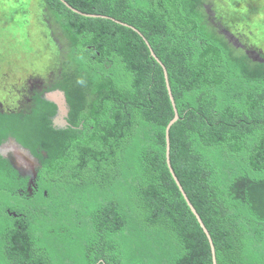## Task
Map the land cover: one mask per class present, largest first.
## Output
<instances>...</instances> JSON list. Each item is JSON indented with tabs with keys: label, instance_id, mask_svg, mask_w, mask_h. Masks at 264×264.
Instances as JSON below:
<instances>
[{
	"label": "trees",
	"instance_id": "trees-1",
	"mask_svg": "<svg viewBox=\"0 0 264 264\" xmlns=\"http://www.w3.org/2000/svg\"><path fill=\"white\" fill-rule=\"evenodd\" d=\"M64 1L80 14L44 4L65 42L50 90L67 125L39 95L23 120L0 115V144L40 162L29 191L0 155V264H213L167 165L162 67L137 32L82 14L134 27L166 67L171 165L217 264H264V65L209 24L210 0Z\"/></svg>",
	"mask_w": 264,
	"mask_h": 264
},
{
	"label": "rangeland",
	"instance_id": "rangeland-1",
	"mask_svg": "<svg viewBox=\"0 0 264 264\" xmlns=\"http://www.w3.org/2000/svg\"><path fill=\"white\" fill-rule=\"evenodd\" d=\"M205 11L209 24L233 48L264 65V0H210ZM63 42L53 33L44 0H0V114H29L37 91L56 84L64 63L59 56ZM57 115L55 111L51 121ZM4 147L18 174L32 177L30 167L36 169L38 160L33 165L31 156L10 141Z\"/></svg>",
	"mask_w": 264,
	"mask_h": 264
},
{
	"label": "water",
	"instance_id": "water-1",
	"mask_svg": "<svg viewBox=\"0 0 264 264\" xmlns=\"http://www.w3.org/2000/svg\"><path fill=\"white\" fill-rule=\"evenodd\" d=\"M65 6H67L70 10H72L73 12L75 13H78L80 14L76 9H73L67 2H65L64 0H60ZM83 16L85 17H92V18H102V19H108V20H112L114 21L115 23L117 24H120L126 28H129V29H132L133 31L137 32L138 34H140V36L142 37V39L145 41L146 45L148 46L149 48V51H150V54L152 56V58L162 67L163 71H164V74H165V81H166V87H167V91H168V94H169V98H170V101H171V104H172V107H173V110H174V118L173 120L167 124V128H166V158H167V165H168V168H169V171L178 187V191H180V193L182 194L187 206L189 207L190 211L192 212V214L195 216L197 222L199 223L200 227L202 228L203 232L205 233L208 241H209V245H210V248H211V257H212V262L213 264H217V260H216V252H215V247H214V243H213V240L210 236V233L208 231V229L206 228L204 222L202 221L200 215L197 213L196 209L194 208V206L192 205V203L190 202L187 194L185 193V191H183V187L181 186V183L179 182L178 178L176 177L175 173H174V170L172 168V165H171V161H170V136H169V133H170V129L172 128L173 124H175L176 122H178L179 120V114H178V111L176 109V104H175V100H174V97H173V94H172V89H171V86H170V83H169V79H168V73H167V70H166V67L163 65V63L160 61V59H158L157 55L154 53L153 49L151 48L149 42L147 41V39L137 30L135 29L134 27L128 25V24H125V23H122V22H119L115 19H112V18H109V17H105V16H96V15H85V14H82ZM46 99L50 102H53L57 107H58V115L55 117V122L59 120L60 122V125L61 126H65L67 125L66 121L63 119V117L65 115H67L68 111H69V107H68V104L66 102V97H65V94L60 91V90H56V91H53L49 94L46 95ZM36 174H34L33 177H35ZM15 218H17V216L15 214H12Z\"/></svg>",
	"mask_w": 264,
	"mask_h": 264
},
{
	"label": "flooded vegetation",
	"instance_id": "flooded-vegetation-1",
	"mask_svg": "<svg viewBox=\"0 0 264 264\" xmlns=\"http://www.w3.org/2000/svg\"><path fill=\"white\" fill-rule=\"evenodd\" d=\"M59 56H63V51H61L60 53H59ZM54 86V85H53ZM53 86H50L48 89H47V91L46 90H41V92H38L37 91V94L36 95H34L33 97H32V99H31V101L33 102V108H32V110H31V112L29 113V114H27V115H20V114H0V115H8V116H11V115H18V116H21L19 119H21V120H23L24 118H25V116H30L32 113H33V110L36 108V102H37V99H36V96L37 95H39V99L40 100H44L45 101V104L46 105H43V106H41V108H40V110H43L44 109V112L43 113H45V112H49V110L51 109L50 107H52V106H55V111H58V107L53 103V102H50V101H48L47 99H46V95L47 94H49V93H51V92H53V91H56V90H53V91H51L50 89L53 87ZM40 90V89H39ZM37 110H39V108L37 109ZM59 112V111H58ZM69 112H70V109H69V111H68V113H67V115H65L64 117H63V119L66 121V119H67V117H68V114H69ZM42 113V114H43ZM55 116H54V118H53V120H52V122H53V124H54V126L57 124V122H59V120L57 121V122H55ZM66 126V125H65ZM65 126H59V127H57V129H62V128H65ZM5 141H10L11 142V144H14L15 145V147H17V148H19V149H21V147H19L20 145L22 146V144L20 143V142H18L17 140H16V138H14L12 135H9L8 136V138L6 139V140H4L1 144H0V154L4 157V159H6L7 161H8V163H9V165L12 167V168H14L15 169V167H14V163L12 162V160H10V158L8 157V156H5L4 155V142ZM14 141L19 145H16L15 143H14ZM23 147V146H22ZM22 150H24L25 152V154H28V156L30 157V158H32V163H33V165L35 164V160H38L37 159V157L34 155V154H32V152L29 150V149H27L26 147H23V149ZM6 157V158H5ZM35 159V160H34ZM10 160V161H9ZM38 162V165L36 166V169L34 168V167H30V171H32V173H33V176H34V174H36V172H37V169L40 167V162H39V160L37 161ZM33 169H35V170H33ZM26 177V179H28V182H29V191H31V188H30V186L32 187H35V178H36V176L35 177Z\"/></svg>",
	"mask_w": 264,
	"mask_h": 264
},
{
	"label": "bare ground",
	"instance_id": "bare-ground-1",
	"mask_svg": "<svg viewBox=\"0 0 264 264\" xmlns=\"http://www.w3.org/2000/svg\"><path fill=\"white\" fill-rule=\"evenodd\" d=\"M186 3V2H185ZM156 34V33H155ZM147 36V35H146ZM158 36V35H157ZM167 40V39H166ZM153 43V42H152ZM187 46V45H186ZM125 47V46H124ZM189 48V47H188ZM129 49V48H128ZM127 50V49H126ZM140 50V49H139ZM131 52V51H130ZM135 55V54H134ZM143 58V57H142ZM182 58V57H181ZM145 59V58H144ZM141 62V61H140ZM146 70V69H145ZM158 84V83H157ZM160 85V84H159ZM157 88V87H156ZM160 88V87H159ZM20 150H22V149H20ZM24 152H22V154H23ZM28 155V154H27Z\"/></svg>",
	"mask_w": 264,
	"mask_h": 264
}]
</instances>
